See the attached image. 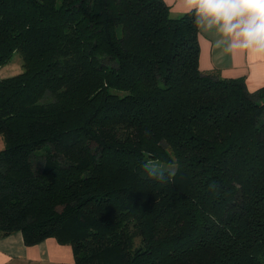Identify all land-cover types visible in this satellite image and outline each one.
<instances>
[{
  "label": "trees",
  "instance_id": "1",
  "mask_svg": "<svg viewBox=\"0 0 264 264\" xmlns=\"http://www.w3.org/2000/svg\"><path fill=\"white\" fill-rule=\"evenodd\" d=\"M164 0H0V236L73 264H264V85L198 68ZM155 163V164H153Z\"/></svg>",
  "mask_w": 264,
  "mask_h": 264
},
{
  "label": "crops",
  "instance_id": "2",
  "mask_svg": "<svg viewBox=\"0 0 264 264\" xmlns=\"http://www.w3.org/2000/svg\"><path fill=\"white\" fill-rule=\"evenodd\" d=\"M164 2L169 6L171 16L187 12L183 0ZM230 43L216 27L199 26V70L224 78L243 77L250 91L263 86L264 53L231 48ZM0 264H73V254L69 244H59L52 237L26 245L21 232L15 231L0 236Z\"/></svg>",
  "mask_w": 264,
  "mask_h": 264
},
{
  "label": "clouds",
  "instance_id": "3",
  "mask_svg": "<svg viewBox=\"0 0 264 264\" xmlns=\"http://www.w3.org/2000/svg\"><path fill=\"white\" fill-rule=\"evenodd\" d=\"M197 26L216 27L230 47L264 53V0H183Z\"/></svg>",
  "mask_w": 264,
  "mask_h": 264
},
{
  "label": "rangeland",
  "instance_id": "4",
  "mask_svg": "<svg viewBox=\"0 0 264 264\" xmlns=\"http://www.w3.org/2000/svg\"><path fill=\"white\" fill-rule=\"evenodd\" d=\"M23 69V61L19 53H13L11 57L0 66V77L12 76ZM0 147H3V140L0 136ZM155 164V163H153Z\"/></svg>",
  "mask_w": 264,
  "mask_h": 264
}]
</instances>
